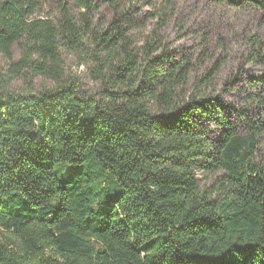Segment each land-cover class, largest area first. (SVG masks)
<instances>
[{
  "label": "trees",
  "instance_id": "trees-1",
  "mask_svg": "<svg viewBox=\"0 0 264 264\" xmlns=\"http://www.w3.org/2000/svg\"><path fill=\"white\" fill-rule=\"evenodd\" d=\"M76 1L82 27L63 0L56 24L33 17L38 0H0V52L20 41V65L54 82L0 90V264H264V126L242 133L188 93L185 61L159 39L139 53L129 12L95 26L91 1ZM60 47L97 63V95L63 78ZM197 119L218 129L214 143ZM219 170L201 189L197 171Z\"/></svg>",
  "mask_w": 264,
  "mask_h": 264
},
{
  "label": "rangeland",
  "instance_id": "rangeland-1",
  "mask_svg": "<svg viewBox=\"0 0 264 264\" xmlns=\"http://www.w3.org/2000/svg\"><path fill=\"white\" fill-rule=\"evenodd\" d=\"M59 1L38 0L40 8L33 17L56 24L60 19ZM90 1L94 9L87 16L95 26L106 27L115 12H129L133 23L125 27L135 49L141 53L150 37L159 39L168 55L185 61L188 93L217 102L222 114L242 133L248 120L264 126V9H241L212 0ZM63 2L72 20L82 27L80 15L84 9L76 0ZM85 46L87 51L88 44ZM59 50L63 78L77 82L82 94L97 95L102 87L97 63L85 57L86 53L63 47ZM21 56L20 41L10 47L8 56L0 52V90L36 93L54 87L48 75L20 65ZM149 109L153 114L161 112L154 103H149ZM197 123L214 143L218 135L215 125L202 119ZM258 148L264 151V133ZM221 176L220 170L197 171L201 189H211Z\"/></svg>",
  "mask_w": 264,
  "mask_h": 264
}]
</instances>
